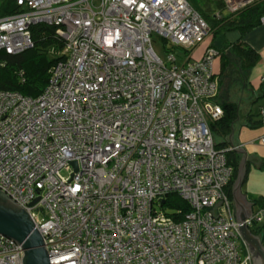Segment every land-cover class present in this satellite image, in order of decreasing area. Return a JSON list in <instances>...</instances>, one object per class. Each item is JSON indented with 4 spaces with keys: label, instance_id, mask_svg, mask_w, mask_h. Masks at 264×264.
Segmentation results:
<instances>
[{
    "label": "built area",
    "instance_id": "1",
    "mask_svg": "<svg viewBox=\"0 0 264 264\" xmlns=\"http://www.w3.org/2000/svg\"><path fill=\"white\" fill-rule=\"evenodd\" d=\"M14 1L0 50L32 48L38 24L62 42L38 96L0 90V191L28 213L49 264H251L227 191L237 148H218L209 125L223 114L219 53L194 57L210 31L188 0ZM221 1L235 14L257 0ZM244 222L264 228V206ZM23 255L0 234V264Z\"/></svg>",
    "mask_w": 264,
    "mask_h": 264
},
{
    "label": "trees",
    "instance_id": "2",
    "mask_svg": "<svg viewBox=\"0 0 264 264\" xmlns=\"http://www.w3.org/2000/svg\"><path fill=\"white\" fill-rule=\"evenodd\" d=\"M188 2L208 24L209 31L212 33L209 47L216 49L219 53L217 57L220 61L219 76L221 79L215 101L221 106L223 114L217 120L211 121L209 125L213 136L216 135L220 139L216 146L227 148L229 146L226 139L237 118L238 110L236 105L227 99L224 89L221 93L219 92L220 85H222L225 72L229 71V67L232 66L231 56L236 59L239 68L247 71L256 65L259 55L241 39L229 42L224 37L226 32L232 31H237L242 36L258 26L261 17L264 16V0H257L254 4L235 14L227 13L221 0H188ZM20 11L21 9L14 0H0V18ZM30 32L33 39L32 48L18 54H8L4 50H0V90L18 91L23 95L36 97L47 84L48 70L57 59L50 50L60 49L62 42L56 36L55 28L52 26L34 25L30 28ZM21 72L22 77L19 75ZM260 85L264 87V81H261ZM260 123V121L255 122L256 125H260ZM226 156L234 169L231 184L239 169V154L236 150H232L227 152ZM227 191L229 194V187ZM168 200L174 202L176 208H181L185 212L189 210L188 206L174 195L168 196ZM251 232L260 238L261 243H264V228H252Z\"/></svg>",
    "mask_w": 264,
    "mask_h": 264
},
{
    "label": "water",
    "instance_id": "3",
    "mask_svg": "<svg viewBox=\"0 0 264 264\" xmlns=\"http://www.w3.org/2000/svg\"><path fill=\"white\" fill-rule=\"evenodd\" d=\"M240 154V169L233 188L236 206V218L243 226L237 231L247 246L251 264H264V245L258 236L253 235L245 226L244 220L251 215L252 201H246L245 193L241 194L240 184L245 173L246 153L243 149L236 150ZM75 165V163H72ZM0 234L13 239L23 249V264H49L48 255L43 249V239L33 227L30 216L19 205L0 191Z\"/></svg>",
    "mask_w": 264,
    "mask_h": 264
},
{
    "label": "crops",
    "instance_id": "4",
    "mask_svg": "<svg viewBox=\"0 0 264 264\" xmlns=\"http://www.w3.org/2000/svg\"><path fill=\"white\" fill-rule=\"evenodd\" d=\"M216 1V0H213ZM261 18H264V16H262ZM237 39V36H236ZM242 41H244L245 43H247L250 47H252L259 55V60L256 63V65L247 71H243L241 68H239L238 63L233 67L234 71H235V78H231V80H239L243 83L244 87H247L248 84H251L252 88H254V83L258 82V84L260 85L261 81H264V23H262L260 21V24L252 29H250L249 31H247L244 35H242ZM209 46V45H208ZM207 47V46H206ZM198 49V48H197ZM196 49V50H197ZM196 50L194 52V57L198 58L201 56L202 51L204 50V47H202L199 51L198 54L196 53ZM228 54V52H226ZM218 58V57H216ZM231 60H233L231 58ZM216 61V59H215ZM214 61V63H215ZM232 63H235V60L232 61ZM215 65L213 69H215ZM217 66H218V70L220 71V61L218 58V62H217ZM228 69V68H227ZM228 70L225 72V76L227 74ZM215 74V71H214ZM216 76V74H215ZM224 76V78H225ZM216 80V78H215ZM219 87V83L218 81H216ZM231 82L227 81V80H223L222 85H229ZM222 85H220V87H222ZM228 99V96H227ZM229 100V99H228ZM259 105V112H257V116H255L254 114H252L253 110V106L249 107L247 112H245L243 114V120L245 121L243 123V126H241V128L238 131V136L242 137L243 135L249 136L248 139L250 140V142L246 143L244 141H239L238 143L234 144L232 143V137L234 134V129L231 128L232 135L227 136V141H228V146H234L238 149H243V151L246 153V157H245V173L243 175L241 184H240V192L241 194H244L245 192L243 191V183L246 179V172L248 171V162L249 160H252L256 163L259 164V167H262V169H264V145H260L257 142V139L259 136L264 135V99L259 100V102L257 103ZM242 117V116H241ZM236 119H240V117L237 115ZM260 121V125H256L255 122ZM247 127V128H246ZM253 138V139H252ZM256 138V139H255ZM248 139H246L245 141H247ZM241 140V139H240ZM244 142V143H243ZM237 154H239L238 151H236ZM240 154H239V169H240ZM238 169V172H239ZM237 172V175H238ZM236 177L234 178L233 182L230 184L229 186V197L232 201V205L234 208V212H235V216H236V206H235V202H234V197H233V188H234V184L236 181ZM245 198L246 201H252L255 202V200H250L249 197L245 194ZM260 199L255 202V204L251 205V213L257 211L259 208H261L262 206H264V197H259ZM250 228V232H251ZM252 233V232H251ZM253 234V233H252ZM254 235V234H253Z\"/></svg>",
    "mask_w": 264,
    "mask_h": 264
},
{
    "label": "rangeland",
    "instance_id": "5",
    "mask_svg": "<svg viewBox=\"0 0 264 264\" xmlns=\"http://www.w3.org/2000/svg\"><path fill=\"white\" fill-rule=\"evenodd\" d=\"M236 36H237V39H236ZM211 37H212V33H209V36L206 38L204 42L200 44L195 54H198L200 52L199 50L202 47L205 48L206 46L211 44ZM224 39L229 42H235L238 39L242 40V36L239 34V32L232 31V32H226ZM153 48L156 54L163 60L166 59L167 53L169 52L168 50H170V46L168 47L164 46L162 42L160 41L154 42ZM172 51L177 56H184L183 50L173 49ZM231 58L235 60V63H232L231 61L232 66L229 67L230 69L227 72L225 78L223 79L231 83L229 85H222V87H220L219 92L221 93V91H223L224 89V93L227 94L229 101H231L232 103L236 105L237 110H238V116L240 117V119H236L232 125V128L234 129V134L231 140L232 143L236 144L239 141H244L248 143L250 142V140L248 139L249 136L246 135V138H245V135H243L242 137H239L238 131L241 128V126H243V123L245 122L243 120V114L247 112L249 107L253 106L252 114L255 113L254 115L257 116L256 113L259 112V105L257 103L259 102V100L264 99V89H262L264 87L259 85L258 82L254 83V88H252L251 84H248L247 87H244L241 81L239 80L232 81L230 77H233L235 75L232 69L237 63H236V59L233 56H231ZM181 61L182 60L178 58L177 64H181ZM217 62H218V58H216V61L214 63L216 64L215 69H214L215 74H216L215 78H216V81L220 82L221 77L219 76ZM232 132L233 131L231 130L230 136L232 135ZM214 139L216 143L220 141V139L216 135H214ZM246 139L248 140L245 141ZM247 166H248V171L246 172V179L243 183V191L249 197L250 200H253V201L255 200V202H257L260 199L259 197L261 196L264 197V169H262V167H259V164L252 160H249ZM65 174L67 173L66 171L63 170L62 175H65ZM262 245H264V243H262Z\"/></svg>",
    "mask_w": 264,
    "mask_h": 264
},
{
    "label": "flooded vegetation",
    "instance_id": "6",
    "mask_svg": "<svg viewBox=\"0 0 264 264\" xmlns=\"http://www.w3.org/2000/svg\"><path fill=\"white\" fill-rule=\"evenodd\" d=\"M252 261H253V264H255V262H254V260L252 259Z\"/></svg>",
    "mask_w": 264,
    "mask_h": 264
}]
</instances>
